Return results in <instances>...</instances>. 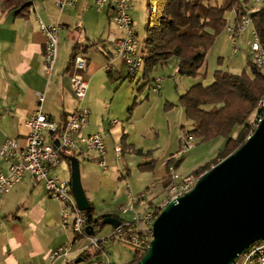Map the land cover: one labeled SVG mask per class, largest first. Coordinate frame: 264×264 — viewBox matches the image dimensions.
Segmentation results:
<instances>
[{"label":"crops","instance_id":"obj_1","mask_svg":"<svg viewBox=\"0 0 264 264\" xmlns=\"http://www.w3.org/2000/svg\"><path fill=\"white\" fill-rule=\"evenodd\" d=\"M62 1L31 0L29 10L23 16H15L14 10L1 8L0 0V147L6 139H15L20 147L25 145L28 133L25 121L37 109V97L41 94L44 100L40 110L59 127L77 110H86L88 117L80 135H103L105 169L99 166L95 154L91 160L67 154L68 157L62 160L69 170V180L59 177V165L50 172L70 184L69 158H75L81 187L89 204L95 209L97 203L108 205L105 199L110 191V169L119 179L126 181L132 178L140 165L156 158L157 162L154 161L151 171L139 170L151 175L150 185H161L162 189H166L163 184L168 181L167 163L172 159L171 165L176 171L180 164L177 155L186 154L181 153V149L187 133L183 131L177 140L178 152H174L175 144L172 146L171 143L162 151L160 135L166 125L169 129H175L183 109L169 107L168 103L174 102L164 94L163 79L159 78V88L153 91L155 79L149 81L142 78L143 72L141 78H127L125 67L116 57L112 46L105 41L107 36L121 35L111 20L113 11L110 4L98 12L95 0H77L74 5L58 6ZM136 1L131 0L133 7L138 3ZM139 1L143 3L144 0ZM221 1L211 0V5L219 6ZM239 1L244 2L243 9L249 15L264 9V3H256L255 0ZM225 19L226 26L234 27L235 12L226 13ZM40 24L60 26L56 62L50 74H44L41 69L45 38L40 31ZM252 27L251 23L246 31L238 35L237 51L234 53L231 47L233 55L243 52L247 60L249 31ZM224 31L230 41L229 34ZM75 46L84 49L89 46L80 54L86 61L88 80V89L81 100L76 99L70 89V72L67 70ZM237 60L240 61V58L237 57ZM109 62L114 68L107 71L105 66ZM164 65L165 62L159 64L161 69ZM176 69L177 66L174 71ZM202 69L200 74L203 73ZM126 82L129 86H121ZM164 105L168 111L166 114L163 113ZM116 146L121 149L118 159L114 152ZM147 151L153 152L150 158L145 156ZM7 169V163L0 158V170L7 172ZM126 187L128 193L125 204H135L136 209H141V204L136 200L139 194H131V187L127 184ZM153 188L151 186L146 191L151 190L153 193ZM118 208L97 212V215L115 217L120 221ZM107 226L109 232L112 227ZM82 239L86 237L67 232L61 224L59 202L49 198L43 184L35 182L28 174L0 201V264H67L62 257L50 259L51 253L62 246L68 247L69 253L65 258L71 264H82L79 257L87 249V244L79 242Z\"/></svg>","mask_w":264,"mask_h":264},{"label":"built area","instance_id":"obj_2","mask_svg":"<svg viewBox=\"0 0 264 264\" xmlns=\"http://www.w3.org/2000/svg\"><path fill=\"white\" fill-rule=\"evenodd\" d=\"M77 0H63L58 6L74 5ZM131 0H95V7L100 12L105 5L110 4L113 15L112 22L120 31L121 35L107 36L106 43L110 44L116 57L127 71V78L135 80L143 64V56L137 41V33L133 27L130 15ZM256 3H264V0H255ZM251 26V19L248 13L241 16L238 28L226 26L225 30L229 34L233 52L237 51V37L241 32L246 31ZM40 31L45 38L44 52L42 57V72L50 74L53 71L58 48V34L60 26L58 24H40ZM248 53L253 64L264 68V48L260 44L258 34L252 27L249 31ZM111 62L107 63L105 70H113ZM70 89L74 97L78 100L84 98L88 89L86 79V61L82 55H76L69 69ZM159 78H155L153 91L159 88ZM43 95L37 97V109L25 121L28 133L25 137V145L20 147L15 139H6L0 147V158L7 163V172L0 170V201L4 195L19 183L24 175H30L35 182L42 183L47 196L56 200L61 205V224L68 233L86 237L88 247L101 251L100 258L105 253L104 245L108 241L120 242L131 246L135 253L140 255L145 253L152 239L151 228L160 210L146 211L142 208L136 209L135 204H130L128 208L121 206L118 211L122 215L131 213L130 220L120 219V225L112 227L108 234L101 239L95 235H84L85 216L78 210L71 193L70 184L53 176L50 172L57 168L61 159V152L66 154L80 155L84 160H91L95 154L98 164L102 169L106 168L105 155L106 148L103 135L96 133L88 136H81L80 131L85 124L88 112L77 110L67 117L65 124L59 127L54 121L48 118L40 110L43 102ZM255 119L252 125L254 129L264 116V93L259 99L256 107ZM58 145L55 146L54 141ZM194 139L190 135H185L184 145L181 153H186ZM116 158L121 157V149L114 148ZM168 185L166 191L171 199H175L189 191L192 181L181 179L174 167H167ZM152 194L151 190L143 192L136 197L140 203L147 196ZM68 247L62 246L53 251L51 260L62 257L67 264H71L65 257L68 255ZM100 258L90 264H103ZM231 264H264V240L254 242L241 254H239Z\"/></svg>","mask_w":264,"mask_h":264},{"label":"trees","instance_id":"obj_3","mask_svg":"<svg viewBox=\"0 0 264 264\" xmlns=\"http://www.w3.org/2000/svg\"><path fill=\"white\" fill-rule=\"evenodd\" d=\"M243 3L239 0H222L219 6H213L211 0H147L148 16L144 26V42L140 48L143 56V78L146 79L157 64L173 57L178 59V76L198 77L215 38L225 29V14L235 12L234 28L237 29L241 16L246 13ZM30 7L31 0H1V8L14 10L15 16H23ZM250 19L264 48V9L253 12ZM87 47L73 48L67 70L70 69L74 57L85 52ZM246 67L249 73L242 71L240 74H232L217 70L213 74L212 84H194L178 96V105L191 124L188 135L201 141L215 138L225 140L224 148L212 161V166L237 150L252 133L248 119L255 115L257 103L264 93V74L261 73L262 68L251 62L250 57L246 60ZM237 129L238 134L233 137ZM67 157L66 152H61V158ZM172 162L169 159L167 167ZM211 165L197 168L192 176L198 178ZM153 166L154 161H151L140 165L139 169L151 171ZM167 185L168 181L164 182L163 186ZM82 214L86 218L84 235H95L105 226L102 221L107 216H98L92 204ZM101 254V251L88 247L79 260L90 264L98 260ZM144 254L134 253V259L129 264L139 261Z\"/></svg>","mask_w":264,"mask_h":264},{"label":"water","instance_id":"obj_4","mask_svg":"<svg viewBox=\"0 0 264 264\" xmlns=\"http://www.w3.org/2000/svg\"><path fill=\"white\" fill-rule=\"evenodd\" d=\"M69 161L71 193L84 212L90 204L77 161ZM102 223L120 225L111 216ZM151 234L147 251L133 264H231L251 244L264 240V116L237 150L200 175L189 191L168 201Z\"/></svg>","mask_w":264,"mask_h":264},{"label":"rangeland","instance_id":"obj_5","mask_svg":"<svg viewBox=\"0 0 264 264\" xmlns=\"http://www.w3.org/2000/svg\"><path fill=\"white\" fill-rule=\"evenodd\" d=\"M138 1V3H136ZM134 4V7L131 3V9H130V15L133 20V27L134 30L137 33V41L139 44V47L142 48V44L144 42V26L147 20L146 15V8L147 4L144 0L143 3L141 1L137 0ZM229 13V12H228ZM231 17V16H230ZM250 39V35H249ZM231 43L225 33L224 30H222L217 37L215 38L214 44L211 47V49L208 51L206 55V63L202 69V72L198 77L195 78H188V77H180L176 74V71H174V68L178 64V59L173 57L165 61L164 68L161 69L159 64H157L155 67L152 68L151 72L146 77V80L152 81V79L155 78H161L163 79V91H165L164 94H167L169 98H172V102L174 103H168L172 104L173 107H179L178 105V96L182 94L189 86L195 84V83H201L204 86L210 85L213 83L214 78L213 74L216 70L221 71H227L232 74H240L242 71H246L249 73L248 68L246 67V58L244 57V53L238 52L236 54L231 53ZM237 57L240 58V61L237 60ZM236 61L237 64H236ZM232 66V64H234ZM143 72V64L140 69V73L138 75V78H141ZM261 73L264 74V68L261 70ZM143 78V77H142ZM121 86H129L128 82L122 83ZM175 100V101H173ZM168 111L166 109V105L163 106V113L166 114ZM255 116L254 114L251 115L248 119V122L252 125L254 122ZM179 123L174 128H167V125L165 127V130L161 132V146L162 151H165L166 147L171 143L173 146L175 144V151L178 152V145L177 140L179 136L182 135V132L184 131L187 133V131L191 130V124L188 122L184 116V112L181 111L179 114ZM256 128V127H255ZM254 128V129H255ZM252 129V132L254 131ZM238 134V129L236 132L234 131L233 137H236ZM252 134V133H251ZM249 137V136H248ZM247 137V138H248ZM225 140L223 138H215L208 141H201L199 139H194L191 148L186 152L184 155H177L180 159V164L176 168V173L181 179H189L192 181V184L189 189L192 188V186L195 184L196 180L198 178H195L192 176V173L199 167L209 164H212V161L216 158L218 153L224 148ZM153 154L152 151H147L145 156L151 157ZM177 154V153H176ZM155 163L157 162L156 158H152ZM214 166V165H213ZM212 167V165H211ZM210 167V168H211ZM97 169V167H96ZM58 174L59 177L64 180H69L70 173L67 168L66 162L60 159V164L58 167ZM111 179L109 182V188L110 191H108V195L106 197V204L102 206L100 203H97L95 213L98 214L104 212V210H116L119 206H125L128 208V205L126 203V197H127V187L126 184L130 189L131 194L138 195L141 192H144L147 190V188L153 186L154 188L152 194H147L146 198L143 199V201H140V208L148 210H152L155 208V211H158V209H162L168 201H170V196L167 193L166 189L163 188L161 185H150L149 178L151 175L147 174L148 172H141L139 169L136 170L135 174H133L132 178L130 180H121L118 178V176L115 175L111 171ZM104 200V199H102ZM150 203V207H149ZM140 210V209H139ZM120 219H128L131 218V213H128L126 215L119 214L118 215ZM108 233V226H104L102 231H99L95 236L98 239L104 238ZM82 244H87V239H82ZM105 256L103 258H100L99 261H102L103 264H129L134 259V249L131 246H128L126 244L120 243V242H112L108 241L105 245ZM92 253V251H91ZM107 257V258H106ZM82 264H86L85 262H82Z\"/></svg>","mask_w":264,"mask_h":264}]
</instances>
